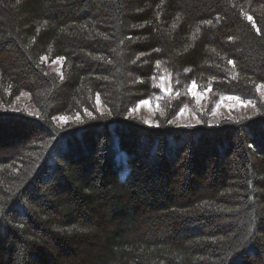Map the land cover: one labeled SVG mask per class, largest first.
I'll return each mask as SVG.
<instances>
[{"label": "trees", "instance_id": "obj_1", "mask_svg": "<svg viewBox=\"0 0 264 264\" xmlns=\"http://www.w3.org/2000/svg\"><path fill=\"white\" fill-rule=\"evenodd\" d=\"M166 75L259 112L128 116ZM257 85L264 0H0V264H264Z\"/></svg>", "mask_w": 264, "mask_h": 264}, {"label": "rangeland", "instance_id": "obj_2", "mask_svg": "<svg viewBox=\"0 0 264 264\" xmlns=\"http://www.w3.org/2000/svg\"><path fill=\"white\" fill-rule=\"evenodd\" d=\"M50 65L51 69L61 74L62 60L57 59ZM157 82L158 92L151 98L143 100L149 103L147 105H142L143 101L136 103L130 109L128 116L138 119L149 126H156L160 120L165 118L179 126H191L201 124L203 121L217 124L224 119H239L256 115L259 112V106L255 100H243L240 98L241 102L251 101L255 105V107L252 105L243 106V103L226 99L227 97L236 96H212L208 89H201L196 84L195 92L200 97L197 99L189 91L193 82L181 87V89L177 88L179 84L177 83V86H175L176 82L170 81L167 75L159 77ZM258 98L261 103H264V89L258 92ZM8 109L16 112L24 111L31 115H37L38 113L27 93H22L18 96ZM134 109L138 110L134 111ZM108 112V108L99 99L96 113L106 114ZM83 115L91 117L93 113L85 112ZM60 117L67 118L66 122L62 121ZM82 118V115H61L57 118V123L63 126L73 121H80Z\"/></svg>", "mask_w": 264, "mask_h": 264}, {"label": "snow or ice", "instance_id": "obj_3", "mask_svg": "<svg viewBox=\"0 0 264 264\" xmlns=\"http://www.w3.org/2000/svg\"><path fill=\"white\" fill-rule=\"evenodd\" d=\"M247 19H248L249 21H252V17H251V16H248ZM254 26H255V25H254ZM173 27H175V25H173ZM257 31H259V29H257ZM44 59H46V57H45ZM61 59H62V58H61ZM229 63H230V64H233V66H235V65H234V61H229ZM157 66H159V65H157ZM161 86H162V85H161ZM195 88H196V84H195V82H193V84H192V85L190 86V88H189V91H190V93H191L193 96H195V97H197V99H199L200 97H199L198 94L195 92ZM262 89H264V85H257V86H256V91H257V92H260ZM165 90H167V89H165ZM208 90L210 91V87H209ZM226 99H228V100H234V101H236L237 103H243V106L252 105L253 107H255V105L252 104L251 101H244V102H241V100H240L239 97H227ZM97 102L99 103V98H97ZM148 103H149L148 101H143V102H142V105H147ZM138 107H139V106H138ZM218 107H219V105H218ZM135 110H138V109H134V111H135ZM181 114H183V113H181ZM60 119H61L62 121H64V122H66V119H67V118H65V117H60Z\"/></svg>", "mask_w": 264, "mask_h": 264}]
</instances>
